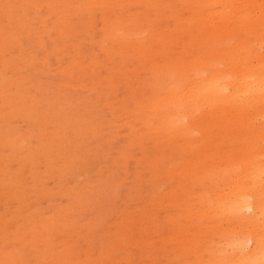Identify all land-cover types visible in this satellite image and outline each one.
Wrapping results in <instances>:
<instances>
[{
  "label": "rangeland",
  "instance_id": "374dc122",
  "mask_svg": "<svg viewBox=\"0 0 264 264\" xmlns=\"http://www.w3.org/2000/svg\"><path fill=\"white\" fill-rule=\"evenodd\" d=\"M77 1L78 13L63 10L62 24L53 21L64 31L66 58L87 68L74 86L91 88L87 82L103 75L94 92L103 89L111 108H122V126L116 129L111 111L95 103L90 92L83 96L68 87L56 70L62 61L50 62L40 50L42 56L26 53L13 63L21 73L22 89L3 86L10 72L0 70V249L14 248L7 237L20 235L15 241L20 264H182L170 251L188 246L191 256L203 251L201 264H209L212 241L197 238L200 228L228 229L234 239L249 234L229 213L210 223L207 215L216 214L211 212L215 193L219 186L236 184V171L248 161L252 144L264 153L261 133L237 129L236 113L222 105V118L213 115L216 105L194 108L193 124L202 130L191 133L189 141L196 145L173 137L167 98L191 81L204 85L208 73L228 75L223 51L216 49L219 43L196 26L195 17L213 9L195 7L194 1L191 9L182 0H141L146 14L139 17L133 2L120 0L111 15L124 16L129 23L115 41L104 25V12L90 5L92 0ZM159 17L162 41L155 43L149 40ZM137 29L136 40L129 39ZM226 32L220 42L229 50L238 43L237 34ZM33 35L39 36V30ZM251 43L264 53L258 41ZM205 53L211 62L206 71L196 69L190 78L181 74L187 57L198 59ZM261 109L263 118L257 122L264 127ZM162 119L167 122L157 131ZM217 120L224 126L214 124ZM183 125L189 127L188 121ZM131 126L142 129H135L132 139ZM167 220L189 231L185 243L173 237ZM163 239L169 244L161 249ZM220 247L215 260L222 258Z\"/></svg>",
  "mask_w": 264,
  "mask_h": 264
},
{
  "label": "bare ground",
  "instance_id": "6f19581e",
  "mask_svg": "<svg viewBox=\"0 0 264 264\" xmlns=\"http://www.w3.org/2000/svg\"><path fill=\"white\" fill-rule=\"evenodd\" d=\"M119 1L92 0L90 2V5L94 6L96 10L104 12L106 16L104 25L108 29L107 32L116 36L114 37L115 41L122 38L119 35V29H125L126 22L129 23L124 16L111 15L114 5ZM123 1L125 3L133 2L139 17L146 14L141 0ZM193 1L195 7H204L206 11L208 7L213 9L210 14H199L198 18L195 17L196 26H201L205 29L209 39L219 43L216 49L223 51L228 75L219 70L208 73L204 85H198L201 81L193 83L191 81L185 89L167 98L166 105L169 108L167 120L173 125V137L177 141L180 138V142L184 140L182 144L186 142L196 145L197 142L193 139L192 142L189 141L191 133L202 130L198 128L197 123L193 124L195 121L194 108L197 105H216L213 115L216 118H222L225 116L224 110L218 108L219 105H222L229 107L232 113H236L239 122L237 129L250 133L257 130L264 138V127H261L262 125L257 122L259 117L263 118L261 108H264V53L260 54V50L251 45L253 44L251 41L256 40L260 45L258 47L264 49V0H182L183 3L190 2L191 9ZM80 9L81 5L77 0H0V70L10 72V75H6L1 84L12 91L22 89L24 82L19 79L21 73L16 71L13 63L25 59L26 53L40 55V50L48 61L53 62L57 59L62 61L61 67H57L56 70L66 80L68 87H75L83 96L90 92L95 103L111 111L113 124L119 131L122 126V108L112 109L111 102L104 99L106 94L103 89L97 93L94 92L95 87L101 85V81L104 79L103 75L98 74L94 83H91L92 78L90 82L86 81L91 88L84 84L74 86L76 76L85 73L87 68L83 62H79L75 58H66L68 52L66 43L63 42L66 41L63 38L64 31L53 26L54 20L59 26L62 24L63 10L76 14ZM154 23L157 30H153L149 41L156 43L162 41V35L159 32L163 23L160 17L155 18ZM36 30H39V36L33 35ZM226 31L237 34L234 39L238 43L229 50H226L224 44L220 42L227 38ZM137 32L139 29L131 31L128 38L135 41ZM40 37H43V40ZM209 39L202 41H211ZM40 41L44 43L38 45ZM163 41L168 40L163 39ZM207 44L211 46L209 43ZM203 48L207 47L203 46ZM195 49L192 46L194 52ZM132 58H128V60ZM209 58L210 56L206 53L200 55L198 59L195 56L192 59L187 57L180 66L181 74L190 78L196 69L206 71L207 66L211 64L208 61ZM7 64H9L8 69L5 68ZM33 64L34 62L32 65H27L26 69L31 70ZM106 71L110 72V69L107 68ZM119 73L123 75L122 71ZM158 105L163 106L162 102ZM167 120H159L156 130H161L164 126L163 122H167ZM185 120L188 121L189 127L183 125ZM214 124H218L220 127L224 126L222 120H217ZM135 129L142 131L140 127L131 126L128 138L132 139L135 136ZM145 134L151 135V132ZM248 150V161L241 170L236 171V184L232 188L219 186L215 193V206L211 210L216 214L207 216L210 223L214 225L213 220L220 217V213H229L243 222L249 234L234 239V235L230 236L233 232L228 229L216 227L214 232L210 228L206 231L200 228L197 238L212 241L207 251L211 254L209 264H264V153L259 150L257 145L253 144ZM191 217L192 215L187 219ZM169 219L174 220L171 213ZM167 222L175 231L173 237L179 239L180 243H185L186 238L189 237V231L186 228L177 229L170 221L167 220ZM166 235L169 237L171 234ZM7 238H12L10 241L14 248L10 247L7 252L0 249V264H20L19 255L15 251L18 249L15 241H20V235H9ZM240 239L245 240L240 241ZM158 244L162 249L169 243L163 239ZM217 245H221L219 253L222 258L220 260L214 259ZM198 248L204 249V247ZM178 249H172L170 253H173L172 256L178 258L182 264H201L203 251L191 256L188 246H183L182 250ZM226 250L230 252L227 254Z\"/></svg>",
  "mask_w": 264,
  "mask_h": 264
}]
</instances>
